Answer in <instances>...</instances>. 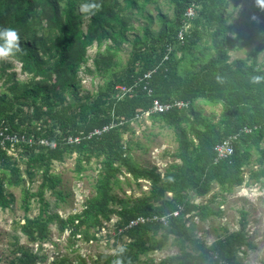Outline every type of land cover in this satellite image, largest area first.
Instances as JSON below:
<instances>
[{"label":"trees","instance_id":"1","mask_svg":"<svg viewBox=\"0 0 264 264\" xmlns=\"http://www.w3.org/2000/svg\"><path fill=\"white\" fill-rule=\"evenodd\" d=\"M129 5L132 0H125ZM149 4L151 0H144ZM174 6L175 20L170 23L161 19L162 28L157 39L147 44V52H140L131 58V69L128 78H119L103 92L93 104H89L77 97L78 72L87 59L88 48L94 43L101 45L104 41L117 42V38H124L134 27L130 19L121 8L119 0H0V29H15L20 36L21 52L13 56L22 69L33 77L28 84H16L11 90L18 94L24 92L28 99L41 97L49 102L56 88L69 90L73 93L74 104L65 103L59 112L53 111V105H46L48 112L59 124L61 133L50 130L48 134L33 129L23 132L19 128L23 122L28 125L34 121H41L42 107H37L33 114L22 112L24 119H17L16 113H11L13 103L0 96V128L2 124L11 131L38 135L49 141L56 142V148L43 146H24L29 155V168H46L52 160H61L64 153H76L87 161L92 157L104 156L100 169L96 196L86 201L80 214L63 218L58 213L46 212L45 219L25 220L21 231L28 240L44 243L49 237V225L55 224L60 232L69 231V238L83 236L86 242L99 241L97 234L105 228V224L113 216L117 217L116 229L124 227L129 221L137 217H167L168 224L149 222L139 225L123 234L115 236L117 239H127L121 247L112 254L98 256L89 261L82 256L76 258L77 264H113L117 259L122 264H138L140 257L147 253L162 250L173 237L179 247V254L170 257L164 264H238L236 257L238 249L247 245L244 233L246 218H242V228L235 234H230L208 246L199 241L191 232L188 223L192 215L203 211L207 207L197 206L191 202L190 191L197 196L204 197L211 191L213 183L222 188L232 189L243 183L242 169L250 163V151L254 148L259 154L258 162L263 165L261 175L264 176V82L254 84L253 76H264V66L255 65L259 54L264 52V42L255 48L252 64L244 60L229 62V53L250 46L260 37H264V10L252 3V20L245 25L242 32L231 36L228 18L225 17L226 0H196L198 6L196 16L191 21V27L180 43L177 33L183 25V15L190 4V0H170ZM84 3H98L100 8L94 14H84L79 7ZM144 16V15H143ZM89 18L87 31L82 29V18ZM150 20V16H146ZM170 23V24H169ZM204 29L210 32V47L213 53L206 59H191L198 63V71H188L183 62L186 60L175 57V49L188 51L200 50ZM140 43V41H138ZM147 41H141L142 47ZM161 44L160 47L156 46ZM168 47H172L169 60L163 61ZM142 65L137 70L138 63ZM98 60H96V66ZM155 70L150 79L153 96L139 87L132 97L120 101L111 99L113 85L116 83H133L148 71ZM17 87V88H16ZM153 98L162 103L172 99L189 101L187 110H172L163 114L150 116L154 122H164L174 128L177 151L174 155L179 161L160 175L154 169L141 168L133 162L129 152L122 143V135L131 120L140 111H146L151 106ZM64 101V98H60ZM205 101L222 106V113L217 124L209 118L194 111L196 101ZM44 105V103H43ZM90 112V116L89 113ZM118 126L101 137L84 139L78 145H67L63 139L69 135L87 136L96 129H102L110 124L112 113ZM121 121L125 122L120 124ZM56 123V124H57ZM249 129L250 132H244ZM69 131V132H68ZM231 136H237L233 141L234 153L226 160L215 163L214 147ZM7 150L0 147V208L9 207V199L5 193V186L12 187L22 181L18 170L9 163ZM124 170V172H123ZM126 173L134 181L144 180L150 183L149 195H143L134 200H119L112 194L113 186H118L119 175ZM49 188L55 190L60 183L59 178L47 176ZM172 194V198H167ZM61 200L62 192H58ZM40 201L45 209L49 204L44 202L43 192L39 193ZM27 200V193L25 194ZM111 205L119 206L118 209ZM182 207L178 217L172 214ZM199 214V213H198ZM94 233L90 235V230ZM161 233V239L156 235ZM120 248L125 251L119 254ZM20 258L18 264H43L45 256H38L30 248L19 247ZM43 259V261H42ZM53 264H69L67 259L61 258Z\"/></svg>","mask_w":264,"mask_h":264},{"label":"rangeland","instance_id":"2","mask_svg":"<svg viewBox=\"0 0 264 264\" xmlns=\"http://www.w3.org/2000/svg\"><path fill=\"white\" fill-rule=\"evenodd\" d=\"M119 1L134 30L127 33L124 38H117V42L106 40L101 45L94 43L88 48L87 59L78 72L77 97L84 101L87 99L89 104H93L101 92L107 94V88L119 78L129 77L132 67L131 58L146 49L145 52L149 50L146 45L152 44L157 39L158 32L162 28L161 19L170 23L175 20L174 6L170 0H151L149 4H145L144 0H133L135 2L133 5H129L125 0ZM252 3L253 0H226L225 17L228 18L231 36L242 32L245 25L256 20V17L252 16ZM146 16H150L151 19L147 20ZM82 22V29L86 32L89 18H82ZM209 35L210 32L204 29L203 39L199 43L201 49H193L192 54L188 51L182 52L178 47L175 49L177 59H186L183 62L186 70L198 71L199 64L192 63L191 59H206L213 53ZM145 40L147 43L142 47L141 41ZM262 42L264 37L258 38L255 43L241 50L230 52L229 62L241 59L251 65L253 62L251 55ZM156 46L160 47L161 44ZM96 60H98L97 66ZM138 64L137 70L142 65L140 62ZM255 65L264 66V52L258 55ZM31 80L33 77L27 74L20 62L13 57L0 61V96L5 95L6 99L13 103V109L9 114L16 113L21 123L20 120L24 119L21 111L32 115L37 107H42L44 113L41 121H34L28 125L26 120L21 123L19 130L29 133L36 129L42 132V135L55 130V133L60 134L59 124L51 114H46L48 112L46 103L54 106V112H59L65 103L74 104L73 93L57 87L51 100L45 103L41 97L30 100L24 92L18 94L11 92L16 84L21 86ZM61 97L64 101H61ZM194 111L217 124L222 106L198 100L194 103ZM88 114L90 116V112ZM122 143L126 148H131L129 154L136 165L149 170L154 169L160 175L165 174L173 164L179 163L174 157L177 151L174 128L164 122H154L151 118H133L122 135ZM11 154L13 155L9 156V163L18 170L23 179L15 186H5V193L11 197L9 207L0 208V264H18L19 247L30 248L42 258L45 256L43 264H53L61 258L67 259L69 264H77L78 256H85L92 262L100 255L114 253L115 246L119 248L123 242H128L127 239L121 240L115 237L114 222L117 221V217L113 216L106 223L104 230L98 233L99 241L86 242L81 235L72 240L68 237L69 231L60 232L55 224H50L48 240L42 244H32L21 231L25 220L45 219L46 212L58 213L63 218L80 214L86 201L96 196V186L104 156L92 157L87 161L74 152H65L61 160L50 161L47 169H31L27 164L29 155L23 146H16ZM259 157L257 151L252 148L250 163L242 169L241 186L226 189L213 183L210 193L204 197H199L190 191L191 202L207 208L203 211L202 217L200 215L202 210L192 215L188 225L193 237L208 246L221 238L237 233L242 228L241 222L245 216L244 233L248 244L238 249L236 257L238 264H264V176L260 173L263 165L258 162ZM2 169L0 168V176L3 173ZM48 175L56 176L60 180L55 190L49 188ZM118 178L119 184L113 186L112 194L119 200L130 202L143 195H149V182L134 181L132 176L126 173L119 175ZM59 191L62 192V198L65 197L64 201L58 196ZM40 192H43L44 202L49 204L48 209H45L40 201ZM26 193L27 200H25ZM166 196L172 198V194ZM111 207L119 208L117 205ZM93 233L94 230L91 229L90 235ZM156 239H161V233L156 235ZM178 254L179 247L174 238L170 237L162 250L142 255L138 264H164V261Z\"/></svg>","mask_w":264,"mask_h":264},{"label":"built area","instance_id":"3","mask_svg":"<svg viewBox=\"0 0 264 264\" xmlns=\"http://www.w3.org/2000/svg\"><path fill=\"white\" fill-rule=\"evenodd\" d=\"M198 6L196 5V0H190V4L184 12L183 15V25L179 32L177 33V39L180 43H183L185 40V35L191 27V21L196 16ZM172 53V47H168L166 54L164 55L163 61L169 60V56ZM155 70L148 71L147 73L143 74V76L139 77L133 83L125 84V83H116L113 85L111 99L120 101L126 97H132L137 89L141 87L144 91L147 92L149 97L153 96V89L150 87V79L152 78V74ZM190 107L189 101H183L179 99H172L166 103H162L158 98H153L151 102V106L146 111H140L136 114L134 119H142V118H150L153 114H163L166 112H170L172 110H187ZM112 121L109 125L103 127L102 129H96L94 132L90 133L87 136H80V135H69L63 139V143L67 145H78L84 139H92L93 137H101L104 133L109 132L114 127L118 126V124L114 121V112L112 113ZM125 122L121 121L120 124H124ZM244 132H250L249 129H245ZM237 139V136H231L228 139H225L222 143L217 144L214 147V151L216 154L215 163H218L222 160H226L231 157L234 153V146L233 141ZM43 146V147H50L52 149L56 148L57 143L49 141L45 138L36 136L34 134H27L21 132H14L11 131L10 128L6 125H3L0 128V147L3 150H7L9 155L11 151L14 150L16 146ZM183 210L182 207H178V209L172 214L173 217H178L181 211ZM117 221L114 222V234L115 236L119 234H123L127 230H130L134 227L139 225H144L149 222H160L164 225L168 224V218L153 216L152 218L149 217H137L128 222L124 227L116 229ZM106 225V224H105ZM104 230V228L102 229ZM97 238L99 235L97 234ZM92 242V241H90ZM83 258H86L83 256ZM96 259V258H95Z\"/></svg>","mask_w":264,"mask_h":264},{"label":"clouds","instance_id":"4","mask_svg":"<svg viewBox=\"0 0 264 264\" xmlns=\"http://www.w3.org/2000/svg\"><path fill=\"white\" fill-rule=\"evenodd\" d=\"M255 3L258 8L264 10V0H255ZM99 8L100 5L98 3H84L80 6V11L84 14H94ZM20 52L21 46L18 32L12 28L0 29V61L16 56ZM251 82L254 84L264 82V76H253ZM124 251V248H120L119 254L122 255ZM113 264H122V262L117 259Z\"/></svg>","mask_w":264,"mask_h":264}]
</instances>
